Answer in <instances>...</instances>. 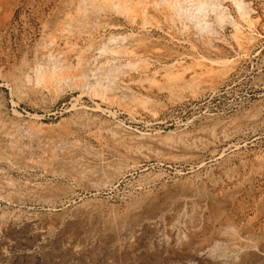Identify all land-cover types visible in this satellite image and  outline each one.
<instances>
[{
  "label": "rangeland",
  "instance_id": "obj_1",
  "mask_svg": "<svg viewBox=\"0 0 264 264\" xmlns=\"http://www.w3.org/2000/svg\"><path fill=\"white\" fill-rule=\"evenodd\" d=\"M204 1L169 19L0 0V264H264V0H239L251 27L234 0ZM79 51L82 85L38 80ZM169 72L185 85L167 89Z\"/></svg>",
  "mask_w": 264,
  "mask_h": 264
},
{
  "label": "bare ground",
  "instance_id": "obj_2",
  "mask_svg": "<svg viewBox=\"0 0 264 264\" xmlns=\"http://www.w3.org/2000/svg\"><path fill=\"white\" fill-rule=\"evenodd\" d=\"M184 1V0H183ZM194 2V6H196V10L198 11V12H200V11H202V9H201V7L205 4V1L204 0H193ZM87 2V1H86ZM90 2H91V4H92V7H96V6H99V3H101V2H103L102 4L104 5V3L105 4H113V6L114 7H121L122 9H124V11L126 10L127 11V9H136V10H138V11H136L138 14L140 13V15H142V14H145V11H146V7L147 6H149V7H151L150 9H160V11L161 12H164V14L169 18V19H172V17H173V15L174 16H176V14L179 12V11H181V3H182V0H147V2H146V0H117V2H116V0L115 1H113V0H90ZM207 2V1H206ZM147 3V4H146ZM208 4V3H207ZM234 4H236L235 6L236 7H238V10H239V16H240V18H241V20L248 26V27H251L252 26V24H253V19L250 17V14H249V10H246V9H241V3H240V1L239 0H234ZM77 5V4H76ZM160 5V6H159ZM214 5V4H213ZM208 6H209V4H208ZM219 6V5H218ZM109 7V6H108ZM160 7V8H159ZM217 7V6H216ZM83 8H85V7H83ZM99 8H101V7H99ZM106 8V7H105ZM195 8V7H194ZM203 8V7H202ZM205 8V7H204ZM217 8H219V7H217ZM216 8V10L215 9H213V10H215L213 13H214V19L217 21L216 23H224V20H226V19H229V18H226V15L224 14V12H223V10L222 9H217ZM80 9H82V8H80ZM211 9V10H212ZM93 12H95L94 10H96V9H91ZM182 10H185V9H182ZM102 11V10H101ZM122 11V10H121ZM133 12H134V10H132ZM155 11V10H154ZM189 11V10H188ZM203 11H205V10H203ZM90 12V11H89ZM128 12V11H127ZM127 12H126V14H127ZM136 12H134V13H136ZM158 12V11H157ZM183 12V11H182ZM185 12V11H184ZM125 13V12H124ZM205 13V12H204ZM81 14V13H80ZM89 14V13H88ZM126 14H125V16H126ZM148 14V13H147ZM160 14V13H159ZM163 14V13H162ZM163 14V15H164ZM201 14H203V13H201ZM70 15V14H69ZM185 15H186V13H185ZM193 14L192 13H187V15H186V18H188L189 16H192ZM213 15V14H212ZM73 16H74V13H73ZM145 16H146V14H145ZM180 16H181V14H180ZM195 16V15H194ZM142 17V16H141ZM140 17V18H141ZM200 17V16H199ZM195 18V20H193V24H194V26L196 27V29L197 30H202V29H204V28H207V26H209L208 24H206V20L205 19H203L204 18V16H202V18ZM72 18H74V17H72ZM184 18V17H183ZM185 18V19H186ZM194 17H190V19H193ZM132 19H133V17H132ZM76 20H78V22H79V24L80 23H82V22H84V17H82V14L76 19ZM128 20V19H127ZM131 20V19H130ZM145 20V19H144ZM177 20H179V19H177ZM187 20H189V19H187ZM70 21H71V19H70ZM73 21V20H72ZM71 21V22H72ZM86 21V20H85ZM173 21V20H172ZM229 21H230V19H229ZM64 22V21H63ZM74 22V21H73ZM92 22V21H91ZM187 22V21H186ZM226 22V21H225ZM210 23V22H209ZM232 23V26H233V28H234V38H235V41L237 42V44L239 45V47H243V45H245V43H247V42H249L250 41V39H251V37L249 36V35H247V34H250L249 32L247 33V34H245V33H243L242 32V29L240 30V25L238 26V24L236 23V22H234V21H232L231 22ZM145 24V23H144ZM192 24V25H193ZM204 24H206L207 26L205 27V25ZM59 25V24H58ZM57 25V26H58ZM79 26V25H78ZM103 26V25H102ZM72 27V26H71ZM60 28V27H59ZM174 28H176V27H174ZM185 29H186V27H185ZM211 29V28H210ZM78 30V29H77ZM213 30V29H212ZM251 30V29H250ZM84 31V30H83ZM77 32V31H76ZM68 33V32H67ZM173 34V33H172ZM71 36V35H70ZM125 36V35H124ZM77 37H78V35H77ZM116 38H118V39H121V38H124V37H114V36H111L110 35V37L108 38V40H114V39H116ZM118 42V41H117ZM64 43V42H63ZM207 43H210V42H207ZM101 47H104V45H102ZM127 47V46H126ZM72 47L70 46V45H65V47H64V51L63 52H66V51H68L69 49L70 50H72L71 49ZM105 48H107V47H105ZM109 49H108V52H110L111 54H122V53H127V49L125 48V46H118V47H112V48H110V47H108ZM132 48V47H131ZM193 48H194V46H193ZM100 49H102V48H100ZM83 51V50H82ZM82 51H79L80 53L79 54H77V56H76V64H74L75 66L73 67V69H71V70H69L68 71V69L67 70H65L64 68H63V66H58V65H53V66H50L51 67V70H47L46 71V73H45V71L43 72V70L42 71H39V75L37 76V78H38V80H44L46 77H48V81H49V83L51 84V82H54V84L56 85V83H60L62 80H65V79H68L69 78V80H72V82H73V84H75V85H80L82 82H83V77L85 76L84 75V72L82 71L83 69L81 68V66H83L82 64ZM100 51H102V50H100ZM105 51H107V49H105ZM245 51V50H244ZM83 53H85V52H83ZM128 53H129V51H128ZM134 53V52H133ZM147 53V52H146ZM68 54V53H67ZM59 56V55H58ZM65 56V55H64ZM84 56H86V55H84ZM95 56V55H94ZM88 58V57H87ZM58 59V58H57ZM84 60V59H83ZM92 60H93V58H92ZM134 61V60H133ZM66 62V61H65ZM84 62V61H83ZM85 62H87V61H85ZM132 62V61H131ZM175 62V61H174ZM82 63V64H81ZM105 63H106V61H105ZM133 63V62H132ZM86 64H88V63H86ZM85 64V65H86ZM138 64V63H137ZM136 64V65H137ZM144 64V63H143ZM198 64V63H197ZM69 65V64H68ZM39 66V65H38ZM37 66V67H38ZM131 66V65H130ZM134 66V65H133ZM199 66H201V64L199 65ZM65 67H66V65H65ZM137 67V66H136ZM89 68V67H88ZM174 68V67H173ZM50 69V68H49ZM85 69V68H84ZM176 69V68H175ZM110 70H111V68H110ZM200 70V69H199ZM85 71V70H84ZM87 71V70H86ZM142 71V70H141ZM208 71H210V70H208ZM38 72V71H37ZM153 72V71H152ZM98 73V72H97ZM179 73H181V72H179ZM179 73H165V74H167V76H168V78H166L167 79V89H169V90H171V91H173L172 89H174V88H177V87H179L181 84H184L185 85V80H183L182 81V73L181 74H179ZM99 74V73H98ZM97 74V75H98ZM122 74V73H121ZM196 74V73H195ZM220 74V73H219ZM193 76H194V74H192ZM193 76H192V80H193ZM209 76V75H208ZM161 77V76H160ZM191 76H189V78H190ZM96 78V77H95ZM97 79V78H96ZM186 79V78H185ZM186 81H188V79H186ZM189 81H191V80H189ZM197 81H198V79H197ZM96 82V81H95ZM101 82V81H100ZM116 82V81H115ZM98 83V82H97ZM97 83H96V85H97ZM191 83H192V81H191ZM49 84V85H50ZM83 84V83H82ZM81 84V85H82ZM91 84V83H90ZM165 84V83H164ZM187 84V83H186ZM74 85V86H75ZM98 85H99V83H98ZM88 86V85H87ZM92 86V85H91ZM90 86V87H91ZM57 87V86H56ZM84 87V86H83ZM89 87V88H90ZM94 87V86H93ZM93 87H91L90 88V90L93 88ZM97 87V86H96ZM99 87V91L100 92H98L101 96H103L105 99L107 98V100H108V98L109 97H111L110 99H111V101H112V97L113 96H109L110 94H111V90L113 89L112 87H107V85H104V86H98ZM95 88V87H94ZM183 88V87H182ZM110 89V90H109ZM179 89V88H178ZM97 91H98V88L96 89ZM175 90V89H174ZM92 91H94L95 92V90H92ZM91 91V92H92ZM97 91L95 92V93H97ZM110 92V94L108 95V93L107 92ZM114 91V90H113ZM93 92V93H94ZM172 93V92H171ZM91 94V93H90ZM113 94V93H112ZM114 95V94H113ZM115 96V99H116V95H114ZM119 96V95H118ZM174 96H175V94H174ZM102 97V98H103ZM133 97V96H132ZM122 98V97H121ZM113 99H114V97H113ZM118 99V98H117ZM133 99H136L139 103L142 101V100H144V99H137L136 97H133ZM116 102V101H115ZM137 103V102H136ZM127 104V103H126ZM129 105V104H128ZM115 169V168H114ZM107 176V175H106ZM105 177V176H104ZM205 201V200H204ZM200 207V206H199ZM178 214V213H177ZM210 218V217H209ZM187 219V218H186ZM202 220V219H201ZM188 221H189V219H188ZM184 222V221H183ZM191 224V223H190ZM170 225V224H169ZM192 227H194V226H192ZM191 227V228H192ZM176 229V228H175ZM174 229V230H175ZM173 230V231H174ZM193 231H194V229H192ZM233 231V230H232ZM236 232V231H235ZM199 233V232H198ZM175 234V233H174ZM243 233H240V235H242ZM197 235V234H196ZM232 235V234H231ZM234 235V234H233ZM218 236H219V234H218ZM243 236H244V234H243ZM246 236V235H245ZM178 237V236H177ZM228 237H229V235H228ZM231 237H233V236H231ZM241 237V236H240ZM216 238V237H215ZM215 238L212 240L213 241V243L211 244V242H210V245L211 246H214V245H218L219 244V241L221 240H215ZM220 238H222V236L220 237ZM242 238V237H241ZM244 238V237H243ZM246 238V237H245ZM244 238V239H245ZM238 239V238H237ZM247 239V238H246ZM227 239H225V241L224 242H222L223 244L224 243H227V244H229L228 246H230V245H233L234 243H233V240L232 241H229V239L226 241ZM231 240V239H230ZM235 241V240H234ZM176 244V243H175ZM238 244V243H237ZM244 244V243H243ZM206 245V244H205ZM239 245H240V243L237 245L238 247H239ZM204 246V245H203ZM208 246H209V244H208ZM211 246H209V247H211ZM220 246H221V244L219 245V248H220ZM234 246H236V243H235V245H233V247ZM236 246V247H237ZM177 247V246H176ZM225 247V246H224ZM232 247V246H231ZM195 248H197V247H195ZM175 249V248H174ZM176 250V249H175ZM206 250V246H204V247H200V249L198 248V249H195V250H193L192 252H189V254H187L189 257L188 258H190V259H199L200 258V261H202L204 258H202L200 255L202 254V252L203 251H205ZM214 250V249H213ZM200 251H202V252H200ZM201 253V254H200ZM239 253V252H238ZM217 256V255H216ZM230 256V255H229ZM221 258V257H220ZM205 260H207V259H205ZM199 261V262H200ZM205 262V261H204ZM201 264H202V262H201ZM204 264H206V263H204Z\"/></svg>",
  "mask_w": 264,
  "mask_h": 264
}]
</instances>
